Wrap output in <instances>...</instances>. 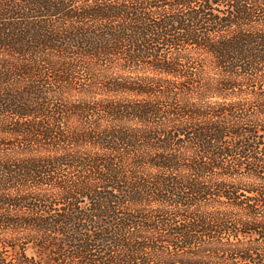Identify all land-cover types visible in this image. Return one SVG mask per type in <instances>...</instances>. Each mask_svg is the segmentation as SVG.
Here are the masks:
<instances>
[{"label":"trees","instance_id":"16d2710c","mask_svg":"<svg viewBox=\"0 0 264 264\" xmlns=\"http://www.w3.org/2000/svg\"><path fill=\"white\" fill-rule=\"evenodd\" d=\"M0 264H264V0H0Z\"/></svg>","mask_w":264,"mask_h":264},{"label":"rangeland","instance_id":"374dc122","mask_svg":"<svg viewBox=\"0 0 264 264\" xmlns=\"http://www.w3.org/2000/svg\"><path fill=\"white\" fill-rule=\"evenodd\" d=\"M27 252H28L29 254L32 253V251H31L30 249H28Z\"/></svg>","mask_w":264,"mask_h":264}]
</instances>
